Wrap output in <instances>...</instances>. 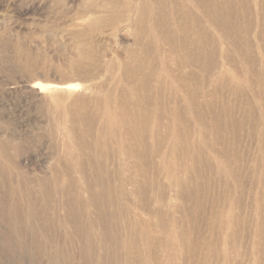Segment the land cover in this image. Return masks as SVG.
<instances>
[{
    "label": "rangeland",
    "instance_id": "1",
    "mask_svg": "<svg viewBox=\"0 0 264 264\" xmlns=\"http://www.w3.org/2000/svg\"><path fill=\"white\" fill-rule=\"evenodd\" d=\"M181 1L202 45L173 20V40L135 38L136 0L92 31L101 0H0V264H264V0ZM131 58L155 70L130 101ZM115 96L150 115L142 142L123 124L113 139L103 112ZM184 126L176 161L191 165L176 187L165 159Z\"/></svg>",
    "mask_w": 264,
    "mask_h": 264
},
{
    "label": "bare ground",
    "instance_id": "2",
    "mask_svg": "<svg viewBox=\"0 0 264 264\" xmlns=\"http://www.w3.org/2000/svg\"><path fill=\"white\" fill-rule=\"evenodd\" d=\"M131 1L135 2V0H128L127 2H124V1L121 2L120 0H101V3L96 4L94 6V11L95 12H106L108 14L107 18L103 19L102 17L98 16V17L90 20L89 30L92 31V30L100 27L101 25H103L105 22H107L108 25H112V26L118 25V23L120 21L124 20L123 19V14H124L123 11H124L125 7H127L125 9V11L128 10L130 5H128L127 3H129V2L131 3ZM136 1H137V3L134 6L136 10H135V14H134V17L132 19L133 22L131 25L132 32L134 33L135 38H138L146 30H149L150 32H148V37H149V39H152L151 30H153V31L155 30L152 33L154 36L156 35L163 40H169V39L173 40L172 37L171 38L168 37L167 32H166V30L168 31V28L171 26L170 25L171 20H173L174 24H172V25H174V26L178 25L176 28H178V30H179V27H180V30L185 33V35H186L185 37L189 38L191 43L193 41V46L196 47V46H198V44L202 45V42L204 43L206 36L203 37V35L205 33L202 32V27L198 26V24L196 23V20L192 17L189 9L183 5L182 1L180 2V0H174V2L172 3L173 7L171 6V8L169 6H166V2H167L166 0H140V1L136 0ZM200 2H202V1H200ZM208 3L209 2H203L201 4H202V6L205 7V6H209ZM170 4H171V2H170ZM149 7H151L152 9L153 8L158 9L157 12H160L162 14V18H164V19H156V18L151 19L150 17H148V16H150V15H148V12L150 10ZM130 10H134V8L133 9L130 8ZM130 10H128V11H130ZM88 12L89 11L87 10L86 14ZM154 12H156V11L154 10ZM149 14H150V12H149ZM156 26L158 27L157 29H155ZM227 29H228V27L224 26L222 28L223 32L220 29H219V31L223 35V33H225ZM148 37H147V39H148ZM141 45H142V43H141ZM139 48H141V47H139ZM151 48L153 49V52L156 51L153 46ZM77 53H79V54H77V56H79V57L76 59H78V62H80V61H82L83 58H88L90 52L88 49H86L84 47L83 43L81 41H79L77 43ZM130 53H132V51ZM150 57H151V55H150ZM150 59H148V60L151 61ZM148 60L144 61L141 64L139 63V65H135L132 63V61L134 62V58H131V63L124 66V74H123L124 76L123 75L120 76V79L122 81H124V84L127 87L126 94H125L127 96L124 95L126 97V99L128 98V100L131 101L132 93H134L139 88L142 90L148 89V84H149L148 80L150 79V75L155 70L154 65L150 64V62ZM223 60H224V64H226V66H227V70L232 71V77L233 78L234 77L240 78L241 76L239 75V73L236 70V68L234 67V65L229 63L230 60L225 56H223ZM167 79H169L171 82H176V85L178 87H181L180 84H182V86L184 88V83H183L184 81L179 79L177 76L170 77V75H168ZM162 82H163V79L158 74L157 78H155V83L161 84ZM75 87H76V84H73V83L72 84L68 83V84H64V85H57V84L53 85V89H57V90H66V89L75 88ZM189 93L194 95L195 92L191 91ZM187 94H188V92H187ZM129 98H131V99H129ZM121 101H123L122 98H120V97L117 98L115 96L112 98L111 104L106 102L107 104L105 103V107H104L103 113H104L105 118L107 120V123L109 126V131H110L111 135H113V139H115L116 137L119 136L120 129L123 128V127L120 128V126L123 124L124 126H126V128L124 130L123 129L122 130L125 132V134H126L125 139H126V141H128L129 144L133 143L134 140L135 141L138 140V142H139V139L142 142L143 138L149 132L148 130H150V127H151V122L149 120L150 115L143 116L142 118L141 117H135V116H133V114H130L129 112H127L129 110H127V107H126V104H127V102H125L126 100L123 101L125 103H123ZM173 114H175V113H173ZM172 126H173L172 129H175L174 122H173ZM187 128H188V126H184V130L182 132L180 131V133L176 130L172 131V133H171L172 140L171 141H172L173 145H172V149L170 151V154L167 156V159H165L166 160L165 164H166L167 173L169 175H175L176 174V178H175V182H174V185L176 187L179 186V184H180V181H179L180 174L182 172H184V174L186 175L190 171L189 168L186 166V165H191L189 163V161H186V160L183 162H177L176 161L177 150L179 148L181 149V147H184L189 142V130H187ZM67 130H69V129H67ZM120 142H122V141H120ZM120 146L122 148L125 147L124 142H122L120 144ZM134 156H136V155H134ZM136 163H137V161H136ZM138 163H140V162H138ZM172 196L173 197H179L176 193L172 194ZM229 225H230V222L227 221L226 226L229 227ZM148 229H149L148 227H145L143 229V231L141 233L142 236L144 235L148 239L153 238L154 235L151 236Z\"/></svg>",
    "mask_w": 264,
    "mask_h": 264
}]
</instances>
